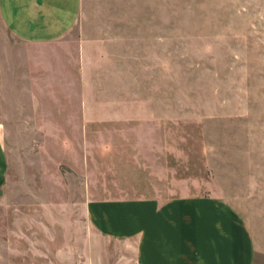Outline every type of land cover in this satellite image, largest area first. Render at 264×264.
Wrapping results in <instances>:
<instances>
[{
  "label": "rangeland",
  "instance_id": "rangeland-1",
  "mask_svg": "<svg viewBox=\"0 0 264 264\" xmlns=\"http://www.w3.org/2000/svg\"><path fill=\"white\" fill-rule=\"evenodd\" d=\"M92 7L93 26H104L110 11L123 23L114 63L85 100L101 110L87 122L102 124L65 133L66 164L52 163L65 155L56 138L63 134L44 138L47 176L31 168L19 177L13 168L0 198V264H127L132 251L91 235L84 203L183 195L232 204L264 264V0Z\"/></svg>",
  "mask_w": 264,
  "mask_h": 264
},
{
  "label": "crops",
  "instance_id": "crops-1",
  "mask_svg": "<svg viewBox=\"0 0 264 264\" xmlns=\"http://www.w3.org/2000/svg\"><path fill=\"white\" fill-rule=\"evenodd\" d=\"M94 2L0 0V198L11 189L13 168L19 177L31 168L35 178L50 174L43 171L44 138L63 134L56 138L65 152V133L102 124L87 122L101 110H89L85 100L89 84L114 63L110 49L121 44L123 23L110 11L104 26H93ZM65 155L49 159L66 164ZM83 216L92 236L132 251L127 264H257L249 224L217 196L88 200Z\"/></svg>",
  "mask_w": 264,
  "mask_h": 264
}]
</instances>
